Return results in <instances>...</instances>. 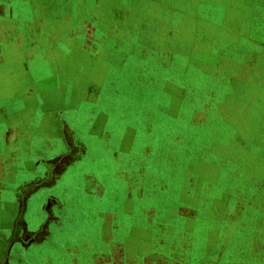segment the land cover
Wrapping results in <instances>:
<instances>
[{"label":"crops","instance_id":"1","mask_svg":"<svg viewBox=\"0 0 264 264\" xmlns=\"http://www.w3.org/2000/svg\"><path fill=\"white\" fill-rule=\"evenodd\" d=\"M165 105L170 116L159 113ZM147 106L153 122L166 118L185 124L190 139H217L221 154L264 155V0H0V226L8 236L0 264H53L61 247L79 250L64 244L62 220L78 212L71 208L82 197L93 204L94 221L112 204L96 196L111 187L103 167L110 162L120 178L130 172L132 141L125 148L123 139L145 137ZM84 162L102 167L95 172L105 185L91 176L93 197L78 176ZM230 166L219 164L224 197L238 185L227 184L225 171L238 169ZM45 168L50 179L35 186L52 190L39 204L53 198L58 205L42 214L40 227L49 216L60 221L43 241L19 244L29 229L18 219L34 218L36 197L10 189ZM73 169L69 194L63 177ZM3 184L9 190L1 194Z\"/></svg>","mask_w":264,"mask_h":264},{"label":"rangeland","instance_id":"2","mask_svg":"<svg viewBox=\"0 0 264 264\" xmlns=\"http://www.w3.org/2000/svg\"><path fill=\"white\" fill-rule=\"evenodd\" d=\"M150 77L153 84V76ZM135 95L141 100V89ZM166 99L168 101L169 98ZM145 109L146 115L141 117L144 121L140 128L145 137L139 141L130 137L123 139L126 144L122 146L125 148L132 141L130 172L120 178L111 172L114 167L110 162L103 167V175L108 177L111 187L96 189V196H110L112 204H105V208H101L103 214L95 221L91 220L90 212L93 204L88 203L86 198L82 197L84 202L72 206L71 209H78V212L76 210L62 220L67 231L63 229L68 232L63 242L79 250L64 252L66 248L61 247L60 255L52 258H60L61 261L56 260L53 264H264V155L221 154L217 139H190L186 136L185 124L168 121L165 117L163 122H153L152 108L147 106ZM159 113L170 116L169 106H163ZM103 142L104 139L100 147ZM160 145L165 146L164 152ZM119 157H122L121 154ZM69 161L66 159L65 163ZM223 162H231L232 166L238 167L236 171H225L227 184L232 180L238 184L231 193H228L227 187L226 197L223 196L224 188L218 186L219 164ZM139 165L142 170L141 167L139 170L136 168ZM101 169L84 162L77 170L89 196L94 184L91 176L98 175V179L105 182L103 175L95 172ZM73 173L74 169L63 177L66 178L64 187L69 194ZM32 176V182L23 180L16 189H10L23 196L29 194L30 199L36 197L29 204L34 218H29L28 223L18 219L19 228L29 229L26 235L20 233L18 236L19 244L43 241L60 221L49 216L40 227L42 214L56 209L58 203L53 198L44 204L38 201L52 190L35 186L50 179L49 169H37ZM75 186L81 187L79 180ZM6 189L7 185L3 184L1 194ZM127 189L132 194L130 197L123 192ZM94 192H91L92 195H95ZM23 205L21 202L18 206L22 209ZM39 205L43 207V212L39 211ZM64 212L68 213L63 209ZM139 218L142 221L138 226L131 224L137 223ZM122 222H125L124 225ZM45 234L48 236L45 237ZM127 238L131 242L129 245L125 243ZM5 239H8L7 231L2 225L0 243ZM138 241L143 242L141 246L133 244ZM56 253L58 251H53L52 256ZM21 254L25 259V252ZM13 259L8 262H13ZM34 262L29 260L24 263L42 264Z\"/></svg>","mask_w":264,"mask_h":264}]
</instances>
